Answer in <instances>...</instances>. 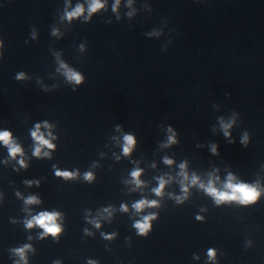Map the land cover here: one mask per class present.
<instances>
[{"label": "clouds", "instance_id": "1", "mask_svg": "<svg viewBox=\"0 0 264 264\" xmlns=\"http://www.w3.org/2000/svg\"><path fill=\"white\" fill-rule=\"evenodd\" d=\"M119 3V0H117V4ZM104 5L101 3V0H92L91 4L89 5V13L96 12L97 10L103 8ZM84 9L83 6H77V8L70 12L67 13L68 19H72L73 17H77L83 13ZM22 75V74H21ZM20 78V77H18ZM69 79L70 80H75L76 83H80L82 80V77L77 74V73H69ZM225 129L230 127V125H223ZM39 125H37V131H34L32 133L33 138L38 142V145L41 146H47L48 148H54V145H52L48 140H46L43 135L39 133ZM225 135H228V132L225 131ZM247 137H245L246 139ZM125 146L123 148L124 153L127 155L131 151V147L135 144V140L132 136H125ZM169 140L172 141L173 138L169 137ZM0 142H3L6 146L9 147V152L10 155L15 157L18 153L21 152V148L18 145H15L12 142L11 139V133L4 131L0 132ZM41 153V147L37 146L34 151V155L39 156ZM44 155H49V153H44ZM167 163H171V161H166ZM21 164L23 165V161H21ZM184 165H181V168H183ZM140 170H136L132 173V176L136 182V184L139 186L140 181H139V176H140ZM57 176H62L65 179H71L74 178V173L72 172H61L57 170L56 172ZM182 175H185L182 173ZM92 174L91 173H86L85 174V179L91 181L92 180ZM185 179H187V176L185 175ZM197 178L193 177L192 183H196ZM165 181L161 180L160 181V187L157 189H154V192L157 195H160L162 192V189L164 187ZM202 188L205 187L203 184L200 185ZM226 189H229L230 191H218L214 186L212 181H209L208 186L206 187V192L213 196L217 202V204L221 202H227V201H239L241 204H248V203H254L260 193L258 192L257 188L248 184H243V183H237L234 184L232 183V177H229L228 183L225 185ZM39 201L37 200L36 197H29L26 203H38ZM157 202L156 201H146V200H141L138 203H136L133 207L139 212L146 206H156ZM122 209L124 211H127L126 206H122ZM59 213L57 212H41L39 215L34 216L31 220L27 221L26 227L32 228L34 225L39 226L42 228L43 235H52V236H57L61 232V227L59 224H57V218L59 217ZM154 219V216H146L143 218L142 222H137L135 227L138 229V233L140 235H146L147 231L150 229V220ZM198 219H200L198 217ZM99 227V224L96 225ZM29 246H25L27 248ZM18 255L21 256V258L24 257V249H16L15 250ZM210 258H213L215 253L212 250H209L208 253Z\"/></svg>", "mask_w": 264, "mask_h": 264}]
</instances>
